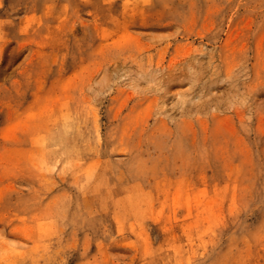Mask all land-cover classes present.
Instances as JSON below:
<instances>
[{
  "label": "rangeland",
  "instance_id": "rangeland-1",
  "mask_svg": "<svg viewBox=\"0 0 264 264\" xmlns=\"http://www.w3.org/2000/svg\"><path fill=\"white\" fill-rule=\"evenodd\" d=\"M0 264H264V0H0Z\"/></svg>",
  "mask_w": 264,
  "mask_h": 264
}]
</instances>
